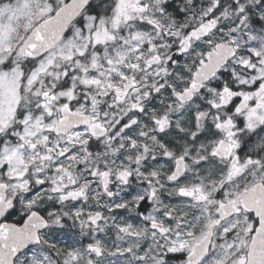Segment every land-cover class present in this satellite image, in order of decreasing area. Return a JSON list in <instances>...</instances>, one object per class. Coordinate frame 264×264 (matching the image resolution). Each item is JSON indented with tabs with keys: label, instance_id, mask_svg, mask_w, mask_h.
I'll list each match as a JSON object with an SVG mask.
<instances>
[{
	"label": "snow or ice",
	"instance_id": "snow-or-ice-1",
	"mask_svg": "<svg viewBox=\"0 0 264 264\" xmlns=\"http://www.w3.org/2000/svg\"><path fill=\"white\" fill-rule=\"evenodd\" d=\"M0 264H264V0H0Z\"/></svg>",
	"mask_w": 264,
	"mask_h": 264
}]
</instances>
